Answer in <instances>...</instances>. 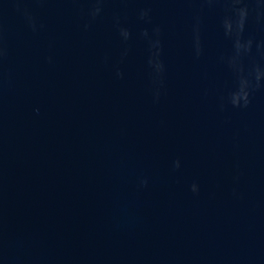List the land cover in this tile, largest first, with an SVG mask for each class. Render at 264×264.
Listing matches in <instances>:
<instances>
[{
    "label": "water",
    "instance_id": "water-1",
    "mask_svg": "<svg viewBox=\"0 0 264 264\" xmlns=\"http://www.w3.org/2000/svg\"><path fill=\"white\" fill-rule=\"evenodd\" d=\"M0 264H264V0H0Z\"/></svg>",
    "mask_w": 264,
    "mask_h": 264
}]
</instances>
